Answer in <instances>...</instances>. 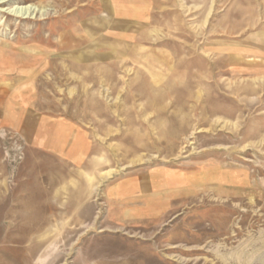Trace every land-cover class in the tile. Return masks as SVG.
Instances as JSON below:
<instances>
[{
  "label": "rangeland",
  "instance_id": "1",
  "mask_svg": "<svg viewBox=\"0 0 264 264\" xmlns=\"http://www.w3.org/2000/svg\"><path fill=\"white\" fill-rule=\"evenodd\" d=\"M0 264H264V0L0 5Z\"/></svg>",
  "mask_w": 264,
  "mask_h": 264
},
{
  "label": "bare ground",
  "instance_id": "2",
  "mask_svg": "<svg viewBox=\"0 0 264 264\" xmlns=\"http://www.w3.org/2000/svg\"><path fill=\"white\" fill-rule=\"evenodd\" d=\"M10 4V0H0V5H8ZM7 13L13 15L17 18L21 19H34L36 16H43L44 12L36 10L31 5L23 6V5H11V7L7 8Z\"/></svg>",
  "mask_w": 264,
  "mask_h": 264
}]
</instances>
